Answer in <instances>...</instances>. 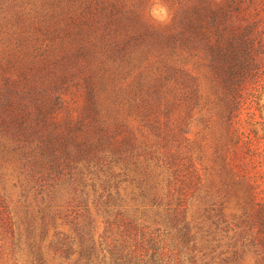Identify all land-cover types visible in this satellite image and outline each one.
Instances as JSON below:
<instances>
[{"label": "rangeland", "instance_id": "1", "mask_svg": "<svg viewBox=\"0 0 264 264\" xmlns=\"http://www.w3.org/2000/svg\"><path fill=\"white\" fill-rule=\"evenodd\" d=\"M197 14L206 36L191 26ZM257 18L264 28V0H0V69L16 56L39 64L43 85L57 79L66 92L62 122L69 115L81 132L82 120L93 126L103 115L132 148L128 160L114 149L98 155L89 146L80 150L83 176L59 180L51 200L26 187L22 156L3 151L0 264H39L43 256L46 264H114L111 241L123 230L121 219L140 242L165 236L175 248L182 245L179 229L186 223L215 229L211 213L223 200L229 218L238 213L237 193L225 186L218 157L227 129L216 76L222 67L212 62L211 48L219 40L227 45ZM48 29L62 37L48 35ZM261 61L243 82L233 125L242 136L235 161L257 178L264 174V53ZM15 65L18 77L32 71ZM134 150L152 153L135 160ZM104 179L119 183V194L113 186L108 198ZM74 182L75 196L69 194ZM73 200L74 206L88 202L93 219L82 238L71 215ZM55 210L65 218L45 226Z\"/></svg>", "mask_w": 264, "mask_h": 264}, {"label": "trees", "instance_id": "2", "mask_svg": "<svg viewBox=\"0 0 264 264\" xmlns=\"http://www.w3.org/2000/svg\"><path fill=\"white\" fill-rule=\"evenodd\" d=\"M198 19L197 14L191 25L193 30L204 31L202 35H208L204 23ZM261 21L257 18L255 22L247 24L239 34L233 33L227 45L223 43L226 40H219L218 46L211 48L212 62L222 67L217 68L216 76L221 80L219 84L225 98L221 104V119L227 129L225 149L218 157L225 186L237 193L239 212L229 218L225 199L221 202V207L211 213L215 229L192 227L186 223V226L179 229L182 245L174 246L178 252L165 242V236L158 237V240L151 237L148 243L144 239L140 242L129 233V223L121 219L123 230L111 241L114 264H264V174L257 178L247 166H238L234 156L242 136L238 134L237 129H233L245 94L243 82L254 77L255 69L259 68L262 62L264 28H261ZM47 31L48 35L62 37L61 32L50 29ZM220 35L223 36L221 32ZM255 37H259L257 47ZM13 58L8 61V66L0 69V154L3 151H13L22 156L23 166L28 167V189L35 188L37 194L45 192L44 198L53 199L52 194L57 191L55 188L59 185V180L67 175L74 181L79 173L83 176L84 172H80L78 167L81 162L79 153L88 146L95 150L97 155L104 150L114 149L119 157L129 159L127 150L132 152V148L126 146L124 137L120 138L117 126L108 122L103 115H99V121L93 126L82 120L83 129L76 132L69 115L64 117V122L60 120L61 114L68 107V99L65 98L66 92L64 88L59 87L57 79L43 85L41 70H35L39 64H32L19 56ZM16 63L20 64L21 69L30 65L31 73L23 71L18 77L14 72ZM13 72L15 78L12 77ZM24 86H27L28 91H24L23 98L21 91L25 89ZM90 98L92 100L93 96ZM89 126L91 128L87 131ZM151 153L134 150L132 156L139 160L150 156ZM77 184L74 182L71 185L70 195L75 196L79 186ZM102 185L103 189L108 191V198L113 196L110 191L113 186L119 194V183L111 185L104 179ZM73 202L74 200L70 202L73 213L71 215L74 216V225L82 238L85 226L89 227V230L93 229V219L91 212L87 210L88 202L81 204L82 201H79L77 206H74ZM107 204L109 207L112 205L111 199ZM77 208H84L83 212L77 211ZM58 217L65 218L55 210L49 216L48 222H45V226L55 224ZM198 235L203 241L202 246L198 244ZM149 249H152L151 254ZM43 257L42 260L38 258L39 264H46Z\"/></svg>", "mask_w": 264, "mask_h": 264}]
</instances>
